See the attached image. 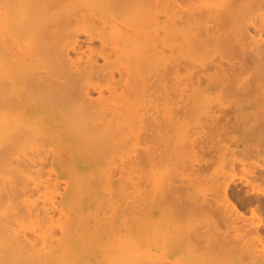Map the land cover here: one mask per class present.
<instances>
[{"label":"bare ground","instance_id":"obj_1","mask_svg":"<svg viewBox=\"0 0 264 264\" xmlns=\"http://www.w3.org/2000/svg\"><path fill=\"white\" fill-rule=\"evenodd\" d=\"M56 1L0 0V264H264V0H228L226 3L217 0L219 7H216L215 0L214 4H212V0H210L211 3H209V0L208 2L199 0L202 4L197 0L201 6L193 0L200 7L195 10V14L193 10H191L193 12L188 11L190 9L188 4L191 0H188L189 2L180 0L182 3L183 1L188 3L182 8L189 7L185 11L187 10L188 12H186L190 13L184 19V23H181L184 24L185 28L179 23V26H183L185 31H182V28L179 29V26L172 21L173 17L170 16L175 12L177 16L179 15L177 17L179 19V13L182 14L184 10L179 8L180 6L178 9H181L182 12L173 9L174 6L171 5L175 4L174 0H166L165 2V4H168L173 1L174 4H168L172 8L163 5L165 0H162L163 2L159 1L163 5L162 7L167 9L165 15L170 11L172 13L168 14L167 17L170 18V22H167L169 20L163 14V12H166L165 8L160 10L161 6L159 7L160 11H157V14L162 11L165 17L162 19L161 16L160 19L165 21L166 18L168 23L167 26L163 23L166 28L164 26L162 28L169 29L168 31L172 34L175 33L174 37L179 33V30L182 32L178 35H182L184 32L187 33H184L182 37L180 36L181 39L178 36L176 39H188L190 34L193 33L195 35H192L193 38L198 41H194L197 42V47L200 39L204 45L208 44L210 39L214 42L217 40L218 43L219 41L226 43L227 49H231L229 51H234L237 55L234 54L233 56H236V58H231L230 55L233 54L231 52L232 54H229L231 61L228 59L226 63L218 62V60L217 62L208 60L209 63H207L208 61H205V63L198 59L201 70L196 68L193 69V72L191 71L192 73L190 72L189 82H186L188 84L185 86L187 88L180 87L183 81L178 82L181 85L176 82L178 84L176 87L179 88L178 92L176 91L179 93L177 102L180 100L178 98L183 100V93L188 90L190 93L187 91L188 94L184 98V101L187 102L189 101L187 99L190 98V106L187 108L193 112L192 115L202 112L201 114L204 117L203 122L201 121L202 118L198 119L197 117L200 122L196 121L195 129L190 128L191 131L196 130L195 133L192 131L194 134L191 133L196 135H192L194 139H190L192 136H187L191 132L187 127L189 130L186 131L189 132H186L187 135L184 133L183 142L181 146H178L177 153L179 152L180 160H182V156L188 154L191 156V161L196 159L193 155H200L202 161L201 164H195L192 161L193 165H191L192 163L188 164L189 161L183 159V163L186 161L187 164H185L186 166L182 164L184 167L182 165L180 167L186 168L187 165H190L189 169H192L191 173L194 176V180L191 181V183H194L190 186H186L187 182L186 180L183 181L184 178L180 181V178L175 176L174 182L178 183L180 181V184L174 187L173 183L171 184L173 180L169 181L167 178L170 177L168 176L170 174L166 173L167 177L163 178L161 176L164 179L161 181L163 182L161 187L164 188L159 190L157 188H160L161 184L159 185L157 181L160 180L159 178L156 179L158 174L151 172L153 167L146 168L147 172L151 169L148 174L143 172L145 171L144 168H142L144 170L141 169L142 172H136L137 169L135 170L134 167H143L145 162L141 165V158H138L139 162L137 157L134 158L133 155L132 158L134 159L128 156L133 161L128 160L127 162L128 158L126 160L121 158L124 155L127 157V154L123 153L124 155H121L122 153H119L118 149L120 144H124L122 140L126 141L125 139L128 138V141H134L133 143L136 141L135 144L137 145L138 138L135 139L132 136L135 140L133 138L131 140V136L126 137L129 134L132 135L136 121H138L137 118H139L137 115L140 116L141 121H145L140 113L143 114L147 111L142 112L140 110V112L139 109L146 104L142 100L145 96L149 97L150 92L148 91L152 90H150L151 87L147 88V81L152 75L147 76L152 72H148L145 76V66H150L153 60L155 61L153 64H158L162 61L161 58L165 59L161 56L164 50H159V47L162 48L160 40L158 39V43L160 42L158 47L157 42H155L157 40H155V37L158 36L154 34H159V32H151V30L157 29H152L155 25L160 27L158 30L161 29L160 25L162 24L157 26L156 23H152L159 22L157 19L159 14L156 16L153 13L151 15L140 11L126 13L120 7L124 6L125 3L121 2L122 4H119L120 2L117 0L113 4L109 3L108 0H94L97 3L91 0L92 3L88 2L92 6L90 7L92 8L91 11H88L90 9L86 7L84 11L88 8V12L81 13L79 11V13L77 7L79 5L86 6L83 4L86 1L75 0L76 3H73L74 6L72 7L66 6L61 0ZM51 3H54V7L48 5ZM177 6L174 8H177ZM109 7L114 12L107 10ZM154 12L156 13V11ZM207 19L217 24L215 26L222 27V29L221 27L217 28L220 30L215 29L219 31V34L213 35L216 39L210 38L211 35L209 36L207 33L203 36H196L200 32L199 28L206 26L205 20L208 22ZM231 22H235L233 24L237 26L236 31ZM170 23H173L171 24L173 26H169ZM228 25L233 30L231 31L235 38L233 35L231 36L234 40L227 38L226 34L231 33L229 32L230 29L227 31L226 28L227 33L225 31L221 33ZM192 26L193 28L196 27L195 30L198 29L197 32L194 29L192 30ZM208 29L206 26L204 30L210 32L211 29ZM150 33L151 35L154 33V36H151ZM224 34L234 44L230 40L226 41V38L222 40L223 36L225 37ZM166 35L168 36V34ZM173 36H171L172 38L168 36L167 41H171V39L173 41ZM152 38L153 42H150ZM190 38L192 39V37ZM206 40L208 43H206ZM194 42L193 49L186 46L187 44L184 49H190L195 53L194 48H197L194 47ZM186 43L189 44V39L186 40ZM203 44L199 45L204 46ZM150 45L152 47L148 48ZM177 48L180 49V46ZM179 49L177 50L179 51ZM182 49L181 47L180 50ZM184 49L182 52H189ZM160 51L163 53L161 54ZM166 51L168 50L166 49ZM157 57L160 59L157 60ZM148 69L151 70V67H148ZM154 69L158 70L157 74L154 73L156 72ZM151 71L154 75L159 74V68L152 67ZM154 75V81L161 77L158 75V78L154 79ZM158 81L155 82L156 85ZM149 82L150 86L151 81ZM161 84L159 86L164 89L165 85ZM157 88L159 87L155 89ZM209 88L219 89L218 92L222 90L220 92H223L226 96L219 93L222 94V98L225 96L223 99L227 98V100L221 99V103H216L217 99L215 98L216 101H212L215 103L214 106L213 103L210 104L213 106L212 108L209 106L207 102L209 99L205 95ZM216 89L215 91H217ZM213 90L211 89L209 92ZM147 92L148 94H146ZM152 93L151 91V96ZM141 101L143 106L142 104L140 106ZM184 101H180V103ZM180 103L177 106H180ZM184 104L188 106L187 103H183V106L177 107V109L184 108ZM246 104H250L251 107L246 111H239L237 115H230L232 112L235 114L236 110L238 112L240 110L239 106L242 107ZM155 108L153 107V109ZM217 113H220L219 116ZM228 115L233 119L231 120ZM192 118L195 117L192 116ZM152 119L156 121L152 120L155 122L154 126L157 127L156 118L152 116ZM181 121L180 124H183V121ZM230 121L232 122L230 123ZM233 123L234 126L242 128L241 130L247 133H244L247 136L244 139L247 148L245 155L248 154L249 157L244 155L241 156L242 159H239V157L235 159L237 157L233 158L232 154V157L225 160L224 158L228 153L226 150L221 149L220 153L222 154L220 158H217H219V161H224L221 163L223 171L218 169L221 173L220 171L216 172L218 177L214 179L215 181L213 180L214 182L210 181L213 184L210 187H212L214 194L208 193V189L205 190L208 194L213 195L211 199L214 200L207 199L211 202L210 205L205 199L199 197L193 199L191 188H198V180H200L201 185V179L207 176H200V173H203L204 169L206 171L208 168L205 167L209 165L202 154L211 155L214 153V155H211L212 157L218 156L217 150L221 146L218 140H221L223 135H220L222 136L220 139L217 138V135L221 134L220 132L225 130L228 124L233 125ZM143 124L140 123L138 126L139 132L143 130L144 126L141 127ZM151 125L153 126V123ZM178 125L177 128L179 129ZM200 126H203V129L205 127L204 133H202L203 129ZM234 126L230 128L233 129ZM230 128L229 130H231ZM200 129L201 131H199ZM225 131L222 134H225ZM243 131H240V134H243ZM139 132L137 134L140 138ZM200 132L204 136L205 139L201 136L204 140L198 136ZM154 133L156 134L155 131ZM157 133H160V131ZM161 136L164 137V135ZM215 137L218 140H215ZM149 138L151 137L149 136ZM196 141L198 142L196 143ZM127 143H125L126 146ZM175 143L177 146V142ZM241 143L243 145V142ZM138 144L140 145V143ZM127 147L126 149L122 147L123 152H126V150L132 152L136 149L134 146H130L129 148L133 147L132 149H134L130 151ZM171 147L173 148L172 151L177 148L170 146L168 149L171 150ZM150 148L147 147L146 154L143 153L145 155L143 158L147 163H153L152 161L156 156H154L156 153L153 152V154L152 151H149L154 150V148ZM194 148H198L201 154H198V150H194ZM117 151L118 153H116ZM171 152L169 151V153ZM114 154L115 157H112ZM161 154L157 155L158 158ZM162 155L165 156L166 154L163 153ZM209 156L207 157L209 158ZM108 157L115 158L114 161L116 159L118 161L120 159L124 160L127 164L122 160V163L120 161L119 164L116 162L118 166L125 164L123 168H126V166L128 168V164L131 163V170H135V175H132L133 170L126 172V169L124 173L122 167L120 169L113 168L116 164L112 159V161H108ZM249 158L254 160V163ZM135 159L137 160L134 161ZM167 159L165 158V160ZM173 159L171 162L174 163L176 159L174 161ZM212 161L209 160L211 163ZM137 162L138 164L135 166ZM173 163L170 164L173 165ZM179 163H182V161H179ZM155 164L154 167L157 168L159 164ZM252 164H254L253 168H251ZM110 165L114 166L110 168ZM242 167H247V172L240 171L243 177L236 179L233 173L237 169L239 172ZM248 168L255 170L251 173V169L248 170ZM111 169L114 171L119 169L117 172L123 170L119 174L122 178H119L118 188H114L115 185L111 183V178L114 177L111 175ZM189 169L183 170L187 172ZM209 169L211 172V168ZM141 170L138 168L137 171ZM149 173L153 174V178L155 177L154 179L151 178L153 185L150 182L148 184V181L151 180ZM179 174L182 176V173ZM131 175L138 176L133 180ZM139 175L143 176H140L142 179ZM186 177L188 176L186 175L185 179H187ZM245 177L246 179H243ZM137 178H140V181L145 178L147 180L146 185L154 187L151 190L149 187V189L146 188L149 194L144 190L141 191L142 189L138 190L141 187L136 185L140 183L137 182ZM209 179H211L210 176ZM164 181H167L166 183L169 181V184L165 185ZM182 181L184 187L180 186ZM184 183L186 184L184 185ZM131 186L133 189H130ZM128 187L132 191L135 190V187L138 190L133 196L136 197L133 201H130L133 192L128 191ZM185 188H188V190ZM185 190L187 193L186 199L183 198ZM140 193L142 194L141 197H139ZM128 196L131 197L130 200ZM205 196L208 195L205 194ZM120 199L132 203L126 202L128 203L126 204L125 201H120ZM172 200L177 202L176 204L180 209L182 208V210L179 209L180 213L184 210V212L190 213V216L191 213L205 216L206 211L211 212L216 218L212 216L213 219L211 218L212 222H210L213 225V221H215V224L211 226V223L207 222V229L206 227H200L201 229L196 230L192 229L195 225L188 226V224H185V227H181V224H177V222L184 223L189 215L188 213V216L183 214L184 219L181 218V220L179 217L176 218L179 212L170 208L169 204ZM119 202H124L127 207L123 206V203L120 205ZM118 204L129 208V211L133 209V212L130 211L132 214H126V208L118 207ZM209 219L206 217L202 222L205 221V224ZM209 227L211 228L208 229Z\"/></svg>","mask_w":264,"mask_h":264},{"label":"rangeland","instance_id":"obj_2","mask_svg":"<svg viewBox=\"0 0 264 264\" xmlns=\"http://www.w3.org/2000/svg\"><path fill=\"white\" fill-rule=\"evenodd\" d=\"M59 1H60V0H57L56 2H59ZM61 1H62L63 3H65V5L68 6V7H72V6H74L73 3H76L75 0H61ZM74 1H75V2H74ZM83 1H86V3H83V4H85L86 6H84V5H83V6H82V5H79V6L77 7V9L79 8V9H78V12L80 11V12L82 13V12L87 11L88 8L84 11V8H86V7H89L90 10H88V11H91L92 8H90V7H92V6H91L88 2H91V3H92L94 0H93V1H91V0H83ZM108 1H109V3L111 2V3L113 4V2H114L115 0H108ZM117 1L120 2L119 4L125 3V4H123L124 6H120V7H122V10H123V11H126V13L140 11V12H144V13H145V12H146V13H149V14H151V15H152V13H153V14H156V16H158V14H159V16H158L159 18L157 17V19L159 20V22L157 21V19H155L157 22H152V23H156L157 26H159L160 24H162V25H160V26H161V29L158 30L160 27H156V25L153 24V25H155V26L152 27V29H153V28H157V29H156V30H155V29H154V30H151V27H150V30H151V32L154 31V33H155L156 31L159 32V34H154V33H153L155 36L157 35V36L159 37V35H162V36H160V37H162V38H160V37H159V38H158V37L156 38V37H155V40L157 39V40L155 41V42H157V44H156L155 42H154V44H156L157 47H158L159 43L161 42L160 45L162 46V48L159 47V50H162V49L164 50V53H163L162 51H160V52H161V54L163 53V55H161V56H162L163 58H165V59L163 60V59L159 56V55H160V54H159L158 57L161 58V60L163 61L164 64H163L162 61L160 60L161 62L158 61L160 64H159V63H158V64L155 63V64H156V65H155V64H153V62H155V61L153 60V62H152L153 65H152V64H151L150 66L147 65L148 67H151V70H152V67H153V68H159V74H158V75H159V77L161 76V77H160L161 79L157 77L158 75H156L158 70L154 69V70H156V72H154V73H156V74H155L156 76H155L154 73H153V71H151L150 69H148V67L145 66V70H146V72H145V74H144L145 76L148 74V72H152V73H153V74L151 73L150 75L148 74V76H147V77H149V76L152 75L151 78L149 77V79H151V80L148 79V81H147L149 84H150L149 81H151V85L149 86V84L146 82L147 85H148L147 88L149 89V88L151 87L150 90L152 89V90H151V91L153 92V93H152V96H151V91H148V90H147L148 92H150L149 97H151L152 100H151V98H149L148 96H145V97H147L148 99L144 97V100H142V101H143L144 103H146V104H144V106H143L142 101L140 102V106H141V104H142L143 107H140L139 104H137V106L141 108V109L138 108L139 111L142 110V112H143V111H144V112L147 111V112H145V113H143V114L140 113L141 117H144V118H145V119H144L145 121H141V119H139L140 116L137 115V117H139V118H137L138 121H136V124H135V128L138 129V126L140 125V123L143 124V122H144V124L141 125V127L144 126L145 128L143 127V128H142L143 130L141 129L143 132H142V131L139 132V129L137 130V129L134 128L133 131H132V135L129 134L126 138H128V137H130V136H131V137H130L131 140H132V138H133V140H135L136 138H138L139 140L137 141V145L135 144L136 141H135V143H133L134 141H130V140H129L130 142H132V143H130V142L128 141L129 138H128V139H125L126 141L122 140L124 144H123V145H121V144L119 145V148H118V149H119V153L121 152V153H122L121 155H124L125 153L127 154V157L124 155L126 158H125L124 156L121 157V158H123V159H125V160L128 158V156H129V158H131V159H134V158H136V157H137V159H138V158L140 157V158H141V165L144 164V162H145V164H146V165L144 164L143 167H139V166H138V168H140V170H141L142 168L145 169V171H143V172H147V171H146V168L149 169V167H150V168L153 167L154 169L152 168V171H151V172H153L154 174H158V175H156V179L158 180V178H159L160 181H157V182H158L159 185L161 184V185H160V188H157L158 190L161 189V188H164V187H161V186H162V183H163V182H161V181L164 180L163 178L167 177L166 173H167V174H170V175H168V176H170V177H167V178L169 179V181H172V180H173V182H171V184L173 183V186H174V187H176L177 185L179 186V184H180L179 182H180L181 180H183V178H184L183 181L186 180V182H187V184L184 183V185L186 184V186H187V185L190 186V184L194 183V182L191 183V181L194 180V179H193L194 176H192V173H191V170H192V169H189V167H191V166H190V165H187L186 168H181L180 166H181L182 164H184V166H186L185 164H187V163L190 164V163H192V161L195 162V164H196V163H197V164H198V163L201 164V161H202V160H200L201 156H200V155H197V156H196V155H195V156L193 155L194 159H195V157H196V159H195V161H194L193 159H192V161H191V159H190L191 156H189L188 154H187V155L184 154V155H186V156H188V157H186V156L183 157V156H182V160H180V159H179V157H180V156H179V152L177 153V151L179 150V149H178V148H179L178 146H181L185 134L187 135V133L189 132V131H186V130H187L188 128L190 129L191 127H193L192 129H195L194 127H196V126H195V125H196V121L200 122V120H198V119H199V118H200V119L202 118L201 121L203 122L204 117H203V115L201 114L202 112H201V113H196V112H195L197 115H196V114L192 115L193 112H191L190 109H188L189 106H190V103H189L190 98H188V97L186 96V97L188 98V99H187V98H186V99L189 100V101H188V102H187V101H184V100H185V99H184V98H185V95L188 94V92H189L188 90H187L188 92L185 91V93H183V94H184V97L182 96V97H183V98H182L183 100H181V98H178V99H180V100H178V102H177V97H178V94H179V93H177V92H178L177 90H179V88L176 87V86L180 83V80H181V81H183L184 84L181 82L182 85L179 84V85H181L180 87L183 86L184 88H187V87H185V86H187V84H188V83H186V82H189L188 80L190 79V77L188 78V76L190 75V72H191V71L193 72V71H194L193 69H196V68H197V69L199 68V70H201V69H200L201 67H200V65H199L200 62H198V61H199L198 59L202 60V62H203V61H204V62H205V61L207 62L208 60H209V61L212 60L213 62H214V61L217 62V60H218V62L221 61V62L226 63V62L228 61V59H230V58H229L230 56H231V58H236L237 55L235 54L234 51H229V50H231V49H229V50L227 49V47H226L227 44H226V43H225L226 45H225L224 43H222V41H221V42L219 41V43H218L217 40L214 42V41H211V39L208 40L209 38H208L207 40L209 41L210 44H209L208 41L206 40V43L209 44V45L206 44V45H208V46L204 45V44H203V41H201V39H200V41H199V43H198V47H199V46H201V47H199V48H200V49H199V48L197 47V45H196L198 41H197L196 39H194L193 36H192V35H194L193 33H192V35L190 34V36L188 35V36H189V37H188V39H189V44L186 43V40H188V39H185V40H184V38H183L182 40H180L181 37L184 36V33H185V32H184V33H182V35H178L179 33L181 34L182 31H185V30H183V26H184V24H181V23H184V19H186L187 16L190 15V13L188 14L187 12H188V11H189V12H193V11H194V14H195V10H197L198 8H200L199 5H198V4L201 3L200 1L208 2V0H207V1H206V0H200V1L198 0L200 3H199L197 0H195V2H198V4L195 3V2H193V0H191L192 2L189 0V1H190V4L185 3V1H183V3H182V1H180V0H174V1H175V2H174L175 4L172 3L173 1H171V3L174 4V5H171V3H168V4H170L171 6H174V7H176L177 4H178L177 8H174V7H173V9H175V10L177 9V11L179 10V9H178L179 6H180L179 8H182V7H184V6L187 5V4L190 5V6H189L190 9H189L188 11L186 10L187 12L185 11V9L187 8V6H186V8H182V9L184 10V11H183L184 13L182 12L181 9L179 10V12H182V14H183V15H182L181 13H179V14H180V18H179L180 20L177 18V17H179V15L177 16V14H176L175 12H173V15H170V14H172V13H171V11H170V12L168 11V12H169L168 14H169L170 16L173 17V18H172V21H173L174 24H176V25L179 26V23H180V25H183V26H179V27H178L179 29L182 28V31L180 32V30H179V33L176 34V37L178 36V37L180 38V39L177 38L178 41H177L176 37L173 36L175 33L172 34L170 31H168L169 29H164V28H162V26H164V25L167 26V24H168L167 22H170V18L167 17L168 14L165 15V14L167 13V11H166L167 9H166L165 7H162L163 5H165V6L167 5V6H169L168 4H165L166 0L164 1V4H163V5H162V3H161V4L159 3L160 0H117ZM187 1H188V0H187ZM189 1H188V2H189ZM209 1H210V0H209ZM212 1H213V2H212ZM212 1H210L209 3L212 2V4H214V0H212ZM215 1H216L215 4L217 5L216 7H219V4H218L219 2H218L217 0H215ZM220 1H221V3H223L222 1H224V3H226L228 0H220ZM56 2H54V3H56ZM94 2L97 3V1H94ZM121 2H122V3H121ZM161 2H163V1L161 0ZM167 2H170V1H167ZM176 2H177V3H176ZM54 3L48 4V5L54 7ZM156 3H157V5H156ZM221 3H220V5H221ZM106 4H108V3H106ZM182 4H183V5H182ZM191 4H192V5H191ZM201 4H202V3H201ZM201 4H200V6H201ZM88 5H89V6H88ZM80 6H81V7H80ZM160 6H161V9H160V10H162V9L165 8V11H166V12H163V14L165 13L164 15L168 18L169 21H167L166 18H165V21L162 20L163 17H165V16L162 14V11L160 12L161 14H160V13L157 14V11H160V10H159V7H160ZM167 6H166V7H167ZM171 6H169V7H171ZM120 7H119V9H121ZM155 7H156V8H155ZM189 7H188V8H189ZM123 8H124V9H123ZM171 8H172V7H171ZM171 8H170V10H171ZM188 8H187V9H188ZM119 9H118V10H119ZM168 9H169V8H168ZM173 9H172V10H173ZM107 10H111V7H109ZM175 10H173V11H175ZM191 10H193V11H191ZM88 11H87V12H88ZM112 11H113V10H111V12H112ZM154 11H156V13H155ZM80 12H79V13H80ZM113 12H114V11H113ZM174 13H175V14H174ZM177 13H178V12H177ZM186 13H187V15H186ZM191 14H193V13H191ZM184 15H185V16H184ZM153 16L155 17V15H153ZM161 16H162V19H160ZM170 16H169V17H170ZM161 20H162L163 22H162ZM207 20H208V22L205 20L206 24H205L204 20H203V22H204V24L209 28L208 30L211 29L212 31L210 30V32H209V31H207V30H204V29H206V26H205V27L202 26V27H204V28H202V27L200 26L201 29H200L199 27H197V28H199L200 32L198 31L199 33H197L196 36H198V35H199V36H200V35L203 36L205 33H207V35H208V34H209V36L211 35L210 38L213 37L212 39H214L215 37H214L213 35H216L217 33L219 34V31H216V30H215V29H217V28L219 27V25H218V27H217V26H215V25H217V24H214V23H213L212 21H210L209 19H207ZM166 21H167V22H166ZM176 22H177L178 24H177ZM200 22H201V21H200ZM203 22H202V23H203ZM209 22H212V23H209ZM152 23H151V25H152ZM163 23H164V25H163ZM173 23H170L169 26H173V25H171V24H173ZM233 23H235V22H231L232 26H235ZM158 24H159V25H158ZM231 24H229L230 27H232ZM236 24H237V23H236ZM176 25H174V26L176 27ZM201 25H202V24H201ZM229 25H228V27H225L224 30H223V32H221V33H224V31H225V33H227V32H226V28H227V31H229V30H228V29H230ZM166 26H164V27L166 28ZM193 26H195V25H193ZM193 26H192V30H193V29L195 30L196 27L193 28ZM198 26H199V24H198ZM212 26H213V27H212ZM215 27H216V28H215ZM220 27H221V26H220ZM220 27H219V28H220ZM236 27H237V26L233 27V28L235 29V31L237 30ZM184 28H185V26H184ZM190 29H191V26H190ZM221 29H222V27H221ZM197 30H198V29H196L195 31L197 32ZM201 30H204L205 32L203 31V32H204V33H203ZM217 30H220V29H217ZM231 30H232V29H230V31H229V32H231V33H227L226 35H227V38H230L231 40H232V39L234 40L235 36L232 34V31H233V30H232V31H231ZM186 31L188 32V30H186ZM189 31H190V30H189ZM206 31H207V32H206ZM165 32H166V34H168V36H170L169 38H172L171 36L174 37V40H173V41H175V42L177 41L176 44H175V42L172 41V39H171V41H170L169 39H168L169 41H167L168 36L165 34ZM190 32H191V31H190ZM196 32H195V33H196ZM162 33H163V34H162ZM169 33L172 34V35H170ZM201 33H202V34H201ZM212 33H215V34H212ZM221 33H220V35H221ZM233 33H234V32H233ZM153 34H152V35H153ZM185 34H187V33H185ZM150 35H151V33H150ZM152 35H151V36H152ZM154 35H153V36H154ZM222 35H223V34H222ZM224 35H225V34H224ZM226 35H225V37L223 36V38L220 36V38H222V40H223L224 38H226ZM231 35H233L234 38H233V36H231ZM235 35H236V32H235ZM166 36H167V37H166ZM180 36H181V37H180ZM186 36H187V35H186ZM186 36H185V37H186ZM194 36H195V35H194ZM199 36H198V37H199ZM217 36H218V35H217ZM228 36H229V37H228ZM190 37H192L193 40H192ZM231 37H232V38H231ZM186 38H187V37H186ZM196 38H197V37H196ZM227 38H226V39H227ZM158 39L160 40L159 43H158ZM175 39H176V40H175ZM215 39H216V38H215ZM230 39H227L226 41H229ZM165 40H166V41H165ZM179 40H180V41H179ZM195 40H196L197 42H194ZM220 40H221V39H220ZM231 40H230V41H231ZM181 41H182V42H181ZM184 41H185V42H184ZM190 41H192V42H190ZM210 41H211V42H210ZM150 42H153V38H152V40H150ZM165 42H167V43H165ZM179 42H180V43H179ZM187 42H188V41H187ZM193 42H194V44H195L194 47L197 48V49L194 48V52H195V53H193V51L190 50V49H184V48H186V46H188L189 48L191 47V49H193ZM200 42H202V43H200ZM223 42H224V41H223ZM164 43H165V44H164ZM173 43L175 44L176 47L173 46V45H174ZM177 43H178V44H177ZM190 43H191V44H190ZM215 43H216V44H215ZM231 43L234 44V42H232V41H231ZM151 44H152V43H151ZM172 44H173V45H172ZM180 44H181V45L184 44V45H183L184 47L181 46ZM186 44H187V45H186ZM199 44H203L204 46L199 45ZM222 44H223L224 46H221ZM152 45H153V44H152ZM152 45H150V47H148V48H151ZM169 45H170V46H169ZM185 45H186V46H185ZM212 45H213V47H212ZM164 46H165V47H164ZM179 46H180V49H181V47H182L184 50H187V51H189V52H187V53H186V51H183V52H182L183 49L180 50L179 48H177V47H179ZM188 47H187V48H188ZM207 47H208V48H207ZM160 48H161V49H160ZM169 48H170V49H169ZM171 48H172V49H171ZM173 48H174V52H173ZM175 48H176V49H175ZM205 48H206L207 51L205 50ZM219 48H221V49H219ZM166 49H167L168 51H166ZM177 49H179V51H178ZM223 49H224V50H223ZM170 50H171V53H172V54L170 53ZM148 51H150V50H148ZM176 51L178 52V54H177ZM198 51H199V52H198ZM200 51H201V52H200ZM212 51H213V52H212ZM227 51H229V52H227ZM150 52H151V51H150ZM166 52H167V53H166ZM184 52H185V53H184ZM190 52H191L192 55L190 54ZM206 52H207V53H206ZM231 52H233V54H232ZM173 53H174V54H173ZM183 53H184V54H183ZM196 53H197V54H196ZM147 54H148V53H147ZM149 54H150V53H149ZM168 54H169V55H168ZM188 54L191 55V56L189 57ZM194 54H195V55H194ZM229 54H232V55L229 56ZM234 54L236 55L235 57L233 56ZM184 55H185V56H184ZM193 55H194V56H193ZM198 55H199V56H198ZM200 55H201V56H200ZM174 56H175V57H174ZM183 56H184V57H183ZM186 56H187V57H186ZM232 56H233V57H232ZM158 57L156 58L157 60L160 59V58L158 59ZM180 57H181V59H180ZM185 57H186V58H185ZM194 57H195V58H194ZM176 58H177V59H176ZM182 58H184V59H182ZM148 59H149V58H148ZM186 59H187V60H186ZM189 59H190V60H189ZM194 59H195L196 61H195ZM157 60H156V62H157ZM168 60H169V61H168ZM193 60H194V61H193ZM233 60H234V59H233ZM165 61H167L168 63L165 62ZM172 61H173V62H172ZM209 61H208L207 63H209ZM229 61H231V59H230ZM148 62H149V61H148ZM150 62H151V60H150ZM169 62H170V63H169ZM191 62H193V63H191ZM202 62H201V64H202ZM206 62H205V63H206ZM210 62H211V61H210ZM172 63H173V64H172ZM147 64H150V63H147ZM162 64H163V65H162ZM203 64H204V63H203ZM154 65L157 66V67H155ZM158 65H159V66H158ZM160 65H161V66H160ZM170 65H174L175 67H174V66L171 67ZM197 65H198V66H197ZM204 65H206V64H204ZM168 67H169V68H168ZM173 67H174V69H173ZM146 68H147L148 70H147ZM162 69H165V70H162ZM149 70H150V71H149ZM171 70H172V71H171ZM162 71H163V73H161ZM165 71H166V72H165ZM167 71H169V72H167ZM173 71H174V72H173ZM188 71H189V72H188ZM192 72H191V73H192ZM167 73H168V74H167ZM172 73H173V74H172ZM176 73H177V74H176ZM174 74H175V75H174ZM178 74H179V75H178ZM153 75H154V79H156V78H158V79L154 81V80H153ZM168 76H169V77H168ZM174 76H175V77H174ZM186 77H187V78H186ZM163 78H164V80H163ZM165 78H166V79H165ZM146 79H147V78H146ZM159 79H160V80H159ZM173 79H174V80H173ZM152 80H153V81H152ZM158 80H159L160 82H159ZM161 80H162V81H161ZM177 80H179V81H177ZM186 80H187V81H186ZM156 81H158L157 85H156V83H155ZM169 81H170V82H169ZM161 82H162V84L165 85V86L163 85V86H164V89H163V87L161 88V86H159V85L161 84ZM176 82H177V83L179 82V83L176 84ZM153 83H154V84H153ZM162 84H161V85H162ZM166 86H167V87H166ZM152 87H153V88H152ZM156 87H159V88H161V89L157 88V89H158V90H157V89H155ZM170 87H171V88H170ZM176 88H177V89H176ZM174 89H175V90H174ZM211 89H214V90H213L212 92H209V90H211ZM211 89L209 88V89H207V91L205 92L206 98L209 99V100H207V102L209 103V106H211V107L213 108V106H214L215 103H213L212 101L215 102L216 99H217V102H216V103H221L222 100H227V98L223 99V98L226 96V94H224L223 92H220V91H222V90H220L219 92L225 95L223 98H222V94H220V93L218 92L219 89H218V90H217L216 88H211ZM215 89H216L217 91H215ZM156 90H157V91H156ZM162 90H163V91H162ZM161 91H162V92H161ZM176 91H177V92H176ZM214 91H215V92H218V93H215ZM148 92H147L146 94H148ZM158 92H160V93L157 94ZM182 92H183V91H182ZM174 93H175V94H174ZM189 93H190V92H189ZM190 95H191V94H190ZM155 96H156V97H155ZM175 96H176V97H175ZM180 96H181V94H180ZM188 96H189V95H188ZM190 97H191V96H190ZM213 97H214V98H213ZM215 98H216V99H215ZM149 99H150V100H149ZM210 99H211V100H210ZM221 99H222V100H221ZM147 100H148V101H147ZM149 101H152V102H149ZM180 101H184L183 103H187L188 106H186V104H184V105H185V107H184L185 109L188 107V108L186 109V110H187L186 112H185V109H184L183 107H182V108H183L184 111L181 110L182 108H181V109H177V107L183 106V105H182L183 103H182V102L180 103ZM148 102H149V103H152V104H149ZM153 102H154V104H153ZM161 102H162V103H161ZM178 103H180L181 105H180V106H177ZM188 103H189V104H188ZM212 103H213V104H212ZM147 104H148V105H147ZM210 104H212L213 106L210 105ZM244 104H245V103H244ZM153 105H154V106H153ZM155 105H156V106H155ZM178 105H179V104H178ZM241 105H242V104H241ZM146 106H147V107H146ZM152 106H153L154 108H155V107H158V108H155V109H157V110L153 109ZM239 107H240V108H239L240 110H238V112H237V110H236V111H235V110H232V111H235V112H234L235 114H233V112H232V114H230V115H233V116H234V115H237V114L239 113V111H240V112L246 111V109H249V108L251 107V105H250V104H246V105H244V106H242V107H241V106H239ZM142 108H144V109H142ZM136 109H137V108H136ZM214 109H215V108H214ZM214 109H212V110H214ZM178 110L181 111V112H179ZM136 112H138V111L136 110ZM140 112H141V111H140ZM190 112H191V113H190ZM214 112H215V111H214ZM147 113H148V114H147ZM154 113H155V114H154ZM210 113H211V112H210ZM138 114H139V112H138ZM153 114H154V115H153ZM187 114H188V115H187ZM190 114H191V115H190ZM219 114H220V113H219ZM219 114L217 113L218 116H219ZM142 115H143V116H142ZM151 115L153 116V118H154V117L156 118V120H157V123H156L157 127L154 126V125H155L154 123H155L156 121H155L154 119H152V116H151ZM189 115H190V117H191L192 120L190 119ZM149 116H150V117H149ZM192 116L195 117V118H192ZM199 116H201V117H199ZM228 116H229V115H228ZM157 117H158V118H157ZM197 117H198V119H197ZM147 118H148V119H147ZM165 118H166V119H165ZM229 118L231 119V116H229ZM137 119H135V120H137ZM146 119H147L148 121H147ZM179 119H180V120H179ZM193 119H195L194 122H193ZM232 119H233V117H232ZM232 119H231V120H232ZM142 120H143V118H142ZM149 120H150L151 123H153V126H154V127L151 125V123L149 122ZM152 120H154L155 122H153ZM178 120H179V121H178ZM181 120L183 121V124L181 123L182 125L180 124V121H181ZM190 120L192 121V126H191V121H190ZM139 121H141V122L137 124V122H139ZM182 121H181V122H182ZM188 121H190V122H188ZM146 122H148V123H147L148 126H147ZM158 122H159V123H158ZM178 122H179V123H178ZM222 122H223V121H222ZM231 122H232V121H230V123H231ZM188 123H189V125H188ZM234 123H235V122H234ZM234 123H233V125L228 124L227 127H226V126H225V127L228 128V126L230 125L229 128H230V127L232 128V127L235 125ZM145 124H146V125H145ZM178 124H180V125H178ZM167 125H168V126H167ZM177 125L179 126V129L177 128ZM141 127H140V128H141ZM155 127H156V129L154 130ZM158 127H159V128H158ZM174 127L177 128V129L175 128L176 131H175ZM187 127H188V128H187ZM201 127H202V129H203V126H200V128H201ZM235 127H237V129H235ZM148 128H150V129H148ZM157 128H158V129H157ZM162 128H163V129H162ZM226 128H225V130H228V131L223 130V131L220 132L221 134H219V135L216 134L218 137L215 135V136H216L217 138H219V139L222 137V136H220V135H223V138H221L222 141H221V140H218V139L215 137V140H218L219 143H220L219 145H221V146H219L220 149L217 148V149H219V150H217V152H218L217 155H218V156H216V157L213 156V157H212L211 155H212V154L214 155V153H212L211 155H210V154H207V155H206V153H205V154H202V156L204 157V159L206 160V162L209 164V165H208L209 167L207 166V167H205V168H208V169L211 168V170H212L211 172H212V173L210 172V169H209V170L206 169V171L208 170V172H206L205 169L202 167V170L204 169V172L201 170L203 173H200V172H201V171H200L199 173H200L201 175H200V174H199V175H200L201 177H204L205 175H207V176H205V177L202 178V179L199 178V179H201V185H200V180H198V181H199V185L197 186L198 188H191V189H192L191 197H192L193 199H194V197H199V198H202V199H205V200H207V199H209V198H210V199H209L210 201L214 200V199H211V196H213V195L208 194V193H212V194H214V193H213V190H212V187H210V185L212 186L213 184H212L211 182H214V181H215L214 179H215L216 177H218V174H217V173L220 171V170L218 171V169H221V167H222V164H221V163L224 162V161L222 162V160H220L221 162L218 160V159L220 158L221 154H222V153H220V152H221V149L226 150L227 153H228V155H226V157L224 158L225 160L228 159V157H232V156H233V158L237 157V158H235V159H238V157H239V159H242L241 156H244L245 153H246V151H247V148L245 147V143H246V142H245V140H244L245 138H247V136L245 135V134H247V133H245L243 130H241L242 128H240V127H238V126H234L233 129L230 128L231 130H229V128H228V129H226ZM238 128H239V130H238ZM159 129H160V130H159ZM189 129H188V130H189ZM223 129H224V128H223ZM136 130H137V132H136ZM157 130H158V131H157ZM162 130H163V131H162ZM184 130H185V131H184ZM204 130H205V127H204V129L202 130V133H204ZM206 130H207V129H206ZM232 130H233V131H232ZM134 131H135V132H134ZM154 131L156 132V134L154 133ZM159 131H160L161 134H160V133H157V132H159ZM177 131H178V133H177ZM190 131H191V129H190ZM192 131L195 133L196 130H195V131L192 130ZM192 131H191L190 133H188L187 136H192V135L194 134ZM199 131H201V129H200ZM224 131H225V134H222V132H224ZM229 131H231L232 133H230ZM235 131H236V132H235ZM240 131H243V134H240ZM138 132L140 133V138H139V136H138V134H137ZM175 132H176L177 134H176ZM186 132H187V133H186ZM133 133H134V134H133ZM142 133H143V134H142ZM152 133H153L154 135H153ZM184 133H185V134H184ZM191 133H193V134H191ZM202 133L200 132V135H198V136H199L202 140H204L205 138H204V136L202 135ZM227 133H228V134H227ZM229 133H230V134H229ZM241 133H242V132H241ZM244 133H245V134H244ZM136 134H137V135H136ZM151 134H152V135H151ZM189 134H190V135H189ZM135 135H136V136H135ZM156 135L160 138L159 140H158V137H157ZM159 135H160V136H159ZM161 135H164V137H162ZM204 135H205V134H204ZM226 135H227V136H226ZM228 135H229V136H228ZM242 135H245V136H242ZM132 136H134L135 139H134V137H132ZM137 136H138V137H137ZM149 136H150L151 138H149ZM152 136H153V137H152ZM165 136H166L167 140H166ZM193 136H196V135H193ZM193 136H192V138H190V139H194ZM201 136H202L204 139H203ZM219 136H220V137H219ZM173 137H174V140H173ZM205 137H206V135H205ZM240 137H241V138H240ZM242 137H244V138H242ZM248 137H249V136H248ZM200 138H199V139H200ZM140 139H141V140H140ZM152 139H153V140H152ZM156 139H157V140H156ZM181 139H182V140H181ZM197 139H198V138H197ZM201 139H200V140H201ZM224 139H225V140H224ZM148 140H149V141H148ZM164 140H165V141H164ZM200 140H198V141H200ZM141 141H142V142H141ZM152 141H153V142H152ZM155 141H156V142H155ZM160 141H161V144H160ZM198 141H196V143H197ZM218 141H215V142H218ZM127 142H129V143H127ZM144 142H145V143H144ZM164 142H165V143H164ZM175 142H177V146H176V143H175ZM241 142H243V145H242ZM125 143H127V146H129L128 144H131L130 146H134V147L136 148L135 151H132V150H134V149H132L133 147L129 148L130 146L127 147ZM138 143H140V145H139ZM240 143H241V144H240ZM133 144H134V145H133ZM143 144H144V145H143ZM157 144H158V145H157ZM162 144H163V145H162ZM164 144H165V145H164ZM174 144H175V145H174ZM179 144H180V145H179ZM222 144H223V145H222ZM240 145H242V146H240ZM121 146L124 147L125 149H126V147H127V149L129 148V150L132 151V152H129L128 150H126V152H123L124 150H123V148H122ZM155 146H156V147H155ZM160 146H161V147H160ZM165 146H166V147H165ZM170 146L177 147V148H174V150H173L174 152H173V151H172V149H173L172 147H171V150L168 149V147H170ZM195 146H196V145H195ZM237 146H238V147H237ZM138 147H139V148H138ZM147 147H149V148H150V147H152V148L155 147L154 150L157 149V150H155V151H154V150H149L150 152L152 151L151 153H153V152L156 153V154L153 153L154 156L156 155V156H155L156 159L153 157V158H154L153 161H152L153 163H147V162L145 161V158H143V157H145L144 154H146V149H147ZM164 147H165L166 149H165ZM196 147H197V146H196ZM223 147H225V148H223ZM241 147H242V148H241ZM120 148H122V149L120 150ZM240 148H241V149H240ZM118 149H117V150H118ZM137 149H138V150H137ZM142 149H143V151H145V152H143ZM150 149H151V148H150ZM195 149L198 150V151H197L198 154H201V151H200L198 148H194V150H195ZM242 149H243V150H242ZM136 150H137V151H136ZM161 150H162L163 152H162ZM233 150H234V152H233ZM245 150H246V151H245ZM149 151H148V152H149ZM169 151H170V152L172 151L173 153H172V152L169 153ZM175 151H176L177 154L175 153ZM199 151H200V152H199ZM133 152H136V153H133ZM137 152H138V153H137ZM232 152H233V153H232ZM239 152H240V153H239ZM242 152H243V153H242ZM116 153H118V151H117ZM123 153H124V154H123ZM129 153H130V154H129ZM143 153H144V154H143ZM161 153H162V154L165 153V154H166V155H165L166 157H165L164 155H162ZM234 153H236V154H234ZM237 153H238V155H237ZM134 154H135V155H134ZM160 154H161V156H159V158H158L157 155H160ZM172 154L176 155V156L173 155V156L175 157L174 159H173V156H171ZM232 154H233V155H232ZM240 154H241V155H240ZM242 154H243V155H242ZM132 155L135 156V157L132 158V157H133ZM138 155H139V156H138ZM140 155H141L142 157H141ZM167 155H168V156H167ZM209 155H210L211 157H210ZM215 155H216V154H215ZM229 155H230V156H229ZM231 155H232V156H231ZM235 155H237V156H235ZM110 156H111V155H110ZM116 156H117V154H116ZM119 156H120V155H119ZM119 156H118V157H119ZM130 156H131V157H130ZM152 156H153V155H152ZM162 156H163V157H162ZM198 156H199V157H198ZM205 156H206V158H205ZM207 156H209V158H208ZM245 156L249 157L248 154L245 155ZM112 157H115V154H114V156H112ZM118 157H116V158H118ZM164 157H165L166 159H167V157H168V159L165 160ZM185 157H186V159H185ZM217 157H219V158H217ZM247 157H245V158H247ZM108 158H109V157H108ZM129 158L127 159V162H128V160H131V159H129ZM140 158H139V159H140ZM169 158H172L173 161L176 159V160H175L176 162H175V161H174V163L171 162L172 159H169ZM187 158H188V159H187ZM210 158H212V159H210ZM213 158H214V159H213ZM215 158H216V159H215ZM111 159H112V158H109L108 161H110ZM113 159H115V158H113ZM113 159H112V160H113ZM118 159H120V158H118ZM137 159H135L134 161H136ZM139 159H138V160H139ZM142 159H144V160H142ZM183 159L186 160V161H189V162L186 163V161H185V163H183V162H184ZM197 159H198V160H197ZM208 159H209L210 161L213 160L212 163L209 162ZM112 160H111V161H112ZM121 160H122V159H120L119 161L121 162ZM157 160H158V161H157ZM178 160H179L180 162L182 161V163H179ZM249 160H250V158H249ZM251 160H252V159H251ZM251 160H250V161H251ZM119 161H118L117 159H116V161L113 160V162H114L115 164H116V162H118V164H119ZM122 161L124 162V160H122ZM131 161H133V160H131ZM131 161H130V162H131ZM154 161H155V162H154ZM156 161H157V162H156ZM159 161H160V163H159ZM162 161H163V163H162ZM166 161H167V162H166ZM190 161H191V162H190ZM197 161H198V162H197ZM217 161H218V163H217ZM250 161H249V163H251ZM139 162H140V160H139ZM121 163H122V162H121ZM124 163L127 164L126 162H124ZM134 163H135V162H134ZM155 163H156V164H155ZM157 163H158L159 165H157ZM170 163H173V165L170 164ZM176 163H178V164H176ZM210 163H211L212 165H211ZM252 163H254V160H252ZM115 164H114V165H115ZM125 164H124V165H125ZM137 164H138V162L136 163L135 166H137ZM139 164H140V163H139ZM150 164H152V165H150ZM154 164L157 165V168H156V166L154 167ZM160 164H161V165H160ZM162 164H163V165H162ZM166 164H167V165H166ZM174 164H175V165H174ZM200 164H199V165H200ZM213 164H214V165H213ZM114 165H112V166H114ZM121 165H123V164H121ZM124 165H123V166H124ZM130 165H132V164H131V163L128 164V166H129L130 168H129V167L127 168V166H126V168H125V167L123 168V166H118V165L116 164L115 166H118V167H115V166H114L113 168H119V169H120V167H122V168L124 169V171H123V170H120V172H117V171H119V169H117V170L115 169L116 172H115L114 170L111 169V170H112V171H111V172H112L111 175H113L114 177H113V176H110V177H113V179H114V180H113V179L111 178V181H112L111 183H113V185H115L114 188H116V187L118 188V186H117L118 184H117V183H120L119 181H120V179L122 178V176L120 177V175H119V174L121 173V171H123L124 173H125V170H126V169H127L126 172H127L128 170L130 171L131 168H132V166H130ZM148 165H149V166H148ZM164 165H165V166H164ZM171 165H172L173 167H172ZM191 165H193V163H192ZM110 166H111V165H110ZM112 166H111L110 168H112ZM133 166H134V165H133ZM161 166H162V167H161ZM177 166H178V167H177ZM182 166H183V165H182ZM184 166H183V167H184ZM210 166H211V167H210ZM248 166H249V165H248ZM253 166H254V164H252V167H251V166H250V167L253 168ZM159 167H160V168H159ZM170 167H171V168H170ZM218 167H219V168H218ZM122 168H121V169H122ZM138 168H135V167H134L135 170H136V169L138 170ZM180 168H181V170H180ZM244 168H245V171H244ZM251 168H248V170L251 169ZM134 169H132V170H133V174H132V175H135V174H134V171H135ZM144 169H142V170H144ZM176 169H177V171H176ZM183 169H185V170L189 169L190 172H189V170L186 172V171L183 170ZM246 169H247V167H242V169H241V168L239 169V172H238V169H237V171L233 173V174H234L233 176L236 177V179H237V178L240 179L241 177H243V174H241L240 171L242 172V170H243V172H247ZM132 170H131V171H132ZM137 170H136V172H138V173H139V172H142V170H141V171H137ZM150 170H151V169H150ZM150 170H148V172H149ZM169 170H170V171H169ZM213 170H214V171H213ZM221 170H222V169H221ZM254 170H255V169H253V170L251 169L250 172L252 173V172H254ZM131 171H130V172H131ZM172 171H173V172H172ZM182 171H184L185 173L182 172ZM222 171H223V170H222ZM234 171H235V170H234ZM148 172H147L146 174H148ZM175 172H176V173H175ZM216 172H217V173H216ZM237 172L240 173V174H238ZM248 172H249V171H248ZM117 173H118V174H117ZM177 173H178V174H177ZM179 173H182V176H181ZM188 173H189V174H188ZM193 173H194V171H193ZM220 173H221V171H220ZM116 174H117V175H116ZM122 174H123V173H122ZM140 174H143V173H140ZM146 174H145V175H146ZM149 174H150V173H149ZM202 174H203V175H202ZM208 174H209V175H208ZM216 174H217V176H215ZM235 174H236V175H235ZM244 174H245V173H244ZM246 174H247V173H246ZM115 175H116L118 178H117ZM132 175H131V177H132L133 180L136 179V178H135L136 176H138V175H136V176H132ZM150 175H151V174H150ZM150 175H149V176H150ZM186 175L188 176V177H186L187 179H185V176H186ZM237 175H238V176H237ZM140 176H142V175H139V177H140ZM147 176H148V175H147ZM147 176H145V177H147ZM161 176H162L163 178H162ZM173 176H174V177H173ZM175 176H176V177L178 176L177 178H180V181H179L178 183H177V182H174L175 179H176ZM180 176H181V177H180ZM183 176H184V177H183ZM209 176H210L211 179H209ZM214 176H215V177H214ZM244 176H245V175H244ZM248 176H249V175H248ZM248 176H247V178H248ZM133 177H134V178H133ZM142 177H143V176H142ZM142 177H140V178L142 179ZM189 177H191V178H189ZM213 177H214V178H213ZM119 178H120V179H119ZM140 178H137V182H138V183H139V182L141 183V184H140V183H139V184H136L137 186L141 187V188H139L138 190H141V189H142L141 191L144 190V192H147L149 188H150V190H151V188H154V187L152 186V185H153V181H152V179H151V178H153V174L150 176V179H151V180L148 179V180H149V181H148V184H149V182L152 184V185H150V186H149V185H146V184H147V180H145V178H144L142 181H140V180H141ZM147 178H149V177H147ZM154 178H155V177H154ZM154 178H153V179H154ZM161 178H162V179H161ZM188 178H189V179H188ZM212 178H213V179H212ZM118 179H119V180H118ZM139 179H140V180H139ZM156 179H155V180H156ZM168 179H165V180H168ZM190 179H191V180H190ZM203 179H204V180H203ZM243 179H246V177L243 178ZM144 180L146 181V183L144 182ZM187 180H188V181H187ZM208 180H209V181H208ZM213 180H214V181H213ZM113 181H114V182H113ZM115 181H117V182H115ZM135 181H136V180H135ZM169 181H168V183H166L167 181H166V182L164 181V182H165V185H166V184H169ZM176 181H178V180H176ZM183 181L181 182V185H180V186H183ZM210 181H211V182H210ZM202 182H203V183H202ZM206 182H207V183H206ZM134 183H135V182H134ZM143 183H144V184H143ZM175 183H176V184H175ZM205 183H206V184H205ZM171 184H170V186H172ZM143 185H144L145 187H144ZM163 185H164V184H163ZM165 185H164V186H165ZM205 185H206V187H205ZM208 185H209V186H208ZM137 186H136V187H137ZM142 186H143V188H142ZM146 186H147V187H146ZM202 186H204V187H202ZM136 187H135V190H134V191L129 190V187H128V189H127L128 191L133 192V195L131 194L132 200H130L131 197L129 198V196H128V199H129L130 201H133L134 199H136V197H135V198L133 197V196H135L134 194H136V190H137V188H138V187H137V188H136ZM148 187H149V188H148ZM183 187H184V186H183ZM193 187H194V186H193ZM208 187H210V188H208ZM146 188H148V189H146ZM130 189H133L132 186L130 187ZM145 189H146V191H145ZM185 189L188 190V188H185ZM206 189H208V190H207L208 193H207V191H205ZM213 189H214V188H213ZM138 190H137V191H138ZM150 190H149V191H150ZM209 190H210V191H209ZM203 191H204V192H203ZM144 192H141V193L143 194ZM126 193H127V191H126ZM129 193H130V192H129ZM129 193H128V194H129ZM141 193H140V196H139V197L142 196ZM147 193H148V192H147ZM138 194H139V193H138ZM138 194H137V195H138ZM148 194H149V193H148ZM148 194H147V195H148ZM185 194H186V195H185ZM196 194H197V195H196ZM205 194L208 195V196H205ZM137 195H136V196H137ZM195 195H196V196H195ZM143 196H144V195H143ZM184 196H185V197H184ZM186 196H187V193H186V190H185V192L183 193V198L186 199ZM125 197L127 198V196H125ZM139 197H138V198H139ZM123 198H124V197H123ZM126 198H125V199H126ZM212 198H214V197H212ZM126 200H127V199H126ZM209 200H207V201L209 202L208 204L211 203ZM120 201H125V200L120 199ZM135 201H136V200H135ZM135 201H134V202H135ZM126 202H128V201H125V203H126ZM119 203H120V202H119ZM121 203H123V206L125 205L124 202H121ZM121 203H120V205H121ZM128 203H132V202H128ZM128 203H126V204H128ZM176 203H177V202H175L174 200H172V202L169 204V206H170V208H171L173 211H174V209H175L176 212H179L180 210H182V208L180 209V207H179ZM118 205H119V204H118ZM120 205H119L118 207H123V206H120ZM129 205H130V204H129ZM132 205H133V204H132ZM175 205H176V208H175ZM210 205H211V204H210ZM125 206H126V205H125ZM177 206H178L179 208H178ZM126 207H127V206H126ZM126 207H123V208H126ZM128 207H129V206H128ZM130 207H131V205H130ZM132 207H133V206H132ZM210 208H212V206H210ZM251 208H252V207H251ZM251 208H250V209H251ZM128 209H129V208H126V214H129L130 211H131V210L129 211ZM131 209H132V208H131ZM179 209H180V210H179ZM183 209H184V207H183ZM119 210H121V209H119ZM122 210H123V212H125L124 209H122ZM127 210H128V211H127ZM209 210H210V209H209ZM212 211H213V210H212ZM120 212H121V211H120ZM131 212H133V209H132ZM142 212H143V211H142ZM176 212H175V214H176ZM182 212H183V213H182ZM182 212H181V213L179 212V215H180V214H181V215H180V216L178 215L176 218L179 217V219L181 220V218H183L182 216H184V215H186V216L189 215V217H186V216H185V217L188 218V219L184 222V220H183L184 218H183L182 220H183L184 223H182V222L180 221V222H177V224H181V227H185V224H188V226H194V225H195L194 228H192L193 230H196V229H198V228L201 229L202 227H206V229H207V222H210V221H211L212 216H213V218H216V217H214V215H213L211 212H209V211H206V212H205V214H206V215L204 214L205 216H203V215H201V214H198V213H197V214H195V213H191L192 215L190 216V213H188L187 211L184 212V210H183ZM208 212H209V213H208ZM173 213H174V212H173ZM185 213H186V214H185ZM187 213H188V215H187ZM207 213H208L209 216L207 215ZM210 213H211V214H210ZM123 214H125V213H123ZM126 214H125V215H126ZM130 214H132V213H130ZM183 214H184V215H183ZM196 215H197V216H196ZM210 216H211V217H210ZM127 217H129V216L127 215ZM206 217H207V219H209V218H210V219L207 220L206 223L204 224L205 221L202 222V220H204ZM208 217H209V218H208ZM191 218H192V220H191ZM197 218H198V219H197ZM213 218H212V219H213ZM193 220L195 221V223H194ZM200 220H201V221H200ZM189 221H190L192 224H191V223H187V222H189ZM198 221H199V223H198ZM211 222H212V221H211ZM211 222H210V223H211ZM213 222H214V223H213V225H214V224H215V221H213ZM217 222H218V220H217ZM202 223H203V225H202ZM210 223H209V226H210ZM218 223H219V222H218ZM218 223H216V224L218 225ZM190 224H191V225H190ZM199 225H200V226H199ZM204 225H206V226H204ZM213 225H212V223H211V226H213ZM217 225H215V226H217ZM196 227H197V228H196ZM200 227H201V228H200ZM218 227H219V225H218ZM210 228H211V227H209L208 229H210Z\"/></svg>","mask_w":264,"mask_h":264}]
</instances>
